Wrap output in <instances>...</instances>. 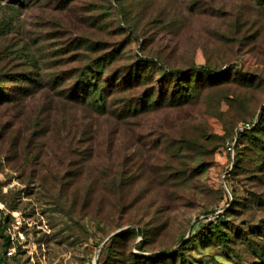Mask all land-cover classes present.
<instances>
[{"label": "rangeland", "instance_id": "rangeland-1", "mask_svg": "<svg viewBox=\"0 0 264 264\" xmlns=\"http://www.w3.org/2000/svg\"><path fill=\"white\" fill-rule=\"evenodd\" d=\"M106 56L218 76L99 117L64 93ZM0 69L19 74L0 82V223L22 215L36 244L7 258L0 236L3 264H264V151L237 143L264 110V0H0Z\"/></svg>", "mask_w": 264, "mask_h": 264}, {"label": "trees", "instance_id": "trees-1", "mask_svg": "<svg viewBox=\"0 0 264 264\" xmlns=\"http://www.w3.org/2000/svg\"><path fill=\"white\" fill-rule=\"evenodd\" d=\"M110 57L106 56L92 61L85 68H78L73 75L77 78L74 84L65 91V97L72 99L75 104H78L82 110L90 109L94 111L99 117L109 115L111 109L118 110V116H135L143 111L156 110L162 107H173L177 104H183L194 99L195 95L192 94L196 87L192 86V78L195 76L215 78L218 74L215 71L208 70L207 67H199L191 65L188 70L182 72L169 65H162L157 59L146 58L140 61L141 64L152 65L155 68H146L149 75L141 71L142 68H125L124 70L112 71L108 67ZM159 67V68H158ZM4 71L0 69V82L17 80L15 79L16 73L8 72L3 74ZM111 73V74H110ZM160 74L156 78V75ZM5 75V76H2ZM88 75L92 76V80L88 79ZM36 74H29L25 78L32 82V84H41V79H34ZM214 82V81H213ZM216 83V82H215ZM0 84V102L4 99H11L12 97L5 96ZM158 89L160 93L157 94ZM64 90H60L62 92ZM94 113V114H95ZM85 122H83L84 124ZM258 134V135H257ZM250 141L251 149L254 153L259 150L264 151V110L260 116V122L251 129L240 131L237 137V143L244 141L252 136ZM258 157V156H257ZM241 161L238 158V153L234 160V168H238V163ZM257 162V161H256ZM264 165V157L259 161ZM258 163V162H257ZM220 216L219 219L223 218ZM6 220V218H5ZM4 225L0 223V236L3 238V247L8 249V242L5 239ZM131 232L132 231H125ZM220 232H222L220 230ZM223 240L228 242L230 236L228 234L222 235ZM117 237H114L116 240ZM8 258V257H7ZM6 258H0V263H4Z\"/></svg>", "mask_w": 264, "mask_h": 264}, {"label": "built area", "instance_id": "built-area-1", "mask_svg": "<svg viewBox=\"0 0 264 264\" xmlns=\"http://www.w3.org/2000/svg\"><path fill=\"white\" fill-rule=\"evenodd\" d=\"M250 129L249 125H246L244 127H241L238 131H245ZM228 150L231 153H234V146L231 144V146L228 148ZM12 224L7 225L5 227V233L6 238L9 244L8 249L6 250V256L8 258H12L16 255L17 249L22 248L26 249L29 248L30 245H32L34 248H36L35 243H29L26 238L25 231L33 228V223L29 220H26L22 215H14ZM39 229L46 231L43 227H38Z\"/></svg>", "mask_w": 264, "mask_h": 264}, {"label": "water", "instance_id": "water-1", "mask_svg": "<svg viewBox=\"0 0 264 264\" xmlns=\"http://www.w3.org/2000/svg\"><path fill=\"white\" fill-rule=\"evenodd\" d=\"M114 235H116V234H113L112 236H114ZM112 236H110V238H111Z\"/></svg>", "mask_w": 264, "mask_h": 264}]
</instances>
